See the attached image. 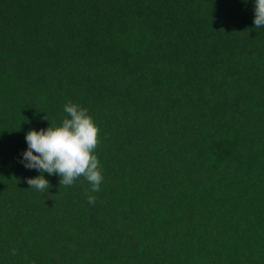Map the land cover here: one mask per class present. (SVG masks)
<instances>
[{
    "label": "trees",
    "instance_id": "1",
    "mask_svg": "<svg viewBox=\"0 0 264 264\" xmlns=\"http://www.w3.org/2000/svg\"><path fill=\"white\" fill-rule=\"evenodd\" d=\"M253 20L254 0H0V264H264ZM69 101L98 126L100 191L29 188L25 134Z\"/></svg>",
    "mask_w": 264,
    "mask_h": 264
},
{
    "label": "clouds",
    "instance_id": "2",
    "mask_svg": "<svg viewBox=\"0 0 264 264\" xmlns=\"http://www.w3.org/2000/svg\"><path fill=\"white\" fill-rule=\"evenodd\" d=\"M253 26L264 27V0H254ZM63 110L66 115L58 126L50 121L47 128L30 129L25 134L27 149L22 153L21 163L41 173L26 178L27 184L40 192L48 190L51 185L43 175L46 172L49 176L57 175L59 184L64 186H71L83 177L90 184V192H98L104 179L96 154L98 126L88 110L76 103L69 101ZM95 199L93 195L87 197L90 204Z\"/></svg>",
    "mask_w": 264,
    "mask_h": 264
}]
</instances>
